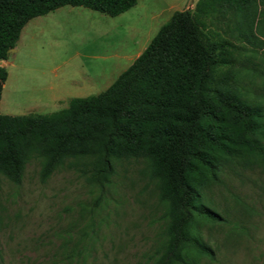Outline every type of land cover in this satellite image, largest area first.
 <instances>
[{
    "label": "rangeland",
    "instance_id": "374dc122",
    "mask_svg": "<svg viewBox=\"0 0 264 264\" xmlns=\"http://www.w3.org/2000/svg\"><path fill=\"white\" fill-rule=\"evenodd\" d=\"M196 0H137L111 16L61 6L30 19L0 66L8 73L0 112L50 113L70 99L104 91L141 53L176 10ZM264 10V5H259ZM256 44L221 25L209 35L233 43L232 63L216 80L264 108V14ZM9 62V64H8ZM82 160L66 159L45 181L32 156L19 183L0 174V264H150L165 238L166 206L144 159L114 160L103 188L88 180ZM219 220L197 227L212 255L199 264H264V168L227 163L205 190Z\"/></svg>",
    "mask_w": 264,
    "mask_h": 264
},
{
    "label": "trees",
    "instance_id": "16d2710c",
    "mask_svg": "<svg viewBox=\"0 0 264 264\" xmlns=\"http://www.w3.org/2000/svg\"><path fill=\"white\" fill-rule=\"evenodd\" d=\"M137 0H0V61L7 60L32 18L61 6L117 16ZM264 0H197L174 11L146 48L102 92L72 98L50 113L0 112V174L15 183L32 156L45 181L66 159L82 160L88 180L103 188L114 160L144 159L165 204V238L150 264H199L212 255L196 232L219 220L205 202L227 163L264 168V108L216 80L236 46L209 35L221 25L256 44ZM8 73L0 66V99Z\"/></svg>",
    "mask_w": 264,
    "mask_h": 264
},
{
    "label": "water",
    "instance_id": "95a60500",
    "mask_svg": "<svg viewBox=\"0 0 264 264\" xmlns=\"http://www.w3.org/2000/svg\"><path fill=\"white\" fill-rule=\"evenodd\" d=\"M14 51H15V49L14 48H11V49H9L8 53H12Z\"/></svg>",
    "mask_w": 264,
    "mask_h": 264
},
{
    "label": "crops",
    "instance_id": "0c3cea01",
    "mask_svg": "<svg viewBox=\"0 0 264 264\" xmlns=\"http://www.w3.org/2000/svg\"><path fill=\"white\" fill-rule=\"evenodd\" d=\"M196 1H197V0H196ZM196 1H195V3H196ZM195 3H194L193 5H195ZM193 8H194V7H193ZM139 54H140V53H139ZM139 54H138V55H139ZM8 64H9V62H8ZM117 77H118V76H117ZM70 100H71V99H70ZM67 106H68V105H67Z\"/></svg>",
    "mask_w": 264,
    "mask_h": 264
}]
</instances>
